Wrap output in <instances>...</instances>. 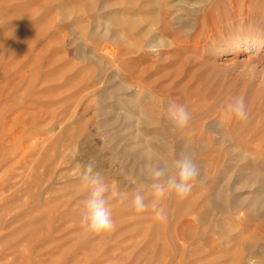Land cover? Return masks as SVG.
Wrapping results in <instances>:
<instances>
[{
  "label": "rangeland",
  "instance_id": "374dc122",
  "mask_svg": "<svg viewBox=\"0 0 264 264\" xmlns=\"http://www.w3.org/2000/svg\"><path fill=\"white\" fill-rule=\"evenodd\" d=\"M90 160L106 234L82 223ZM0 264H264V0H0Z\"/></svg>",
  "mask_w": 264,
  "mask_h": 264
},
{
  "label": "clouds",
  "instance_id": "9594fccd",
  "mask_svg": "<svg viewBox=\"0 0 264 264\" xmlns=\"http://www.w3.org/2000/svg\"><path fill=\"white\" fill-rule=\"evenodd\" d=\"M227 108L236 119H247V111L242 97L235 98L228 104ZM169 116L173 124L177 127L185 126L189 120V113L183 105H171L169 108ZM174 167L177 169L176 174L168 175L164 183L178 195H184L190 190L191 185L189 181L195 180L198 176V169L190 157L177 160ZM94 168L95 163L90 160L84 166L81 173L83 187L88 193L87 198L83 202L82 223L85 224L90 231L99 235L111 232L115 224L106 199V193L109 191V187L104 177L101 176L99 172L94 171ZM165 173V169H152L154 177H163ZM153 187L156 189L158 195L162 194L163 189L159 183L154 184ZM132 205L136 212H143L147 208L144 197L139 192L134 196ZM152 207L156 210V217L158 219H163V211L158 209L155 203Z\"/></svg>",
  "mask_w": 264,
  "mask_h": 264
},
{
  "label": "bare ground",
  "instance_id": "6f19581e",
  "mask_svg": "<svg viewBox=\"0 0 264 264\" xmlns=\"http://www.w3.org/2000/svg\"><path fill=\"white\" fill-rule=\"evenodd\" d=\"M176 17V16H175ZM246 41V40H245ZM247 43V42H246Z\"/></svg>",
  "mask_w": 264,
  "mask_h": 264
}]
</instances>
